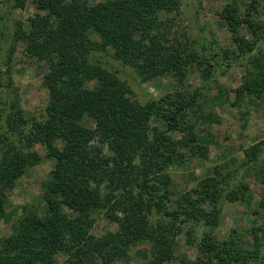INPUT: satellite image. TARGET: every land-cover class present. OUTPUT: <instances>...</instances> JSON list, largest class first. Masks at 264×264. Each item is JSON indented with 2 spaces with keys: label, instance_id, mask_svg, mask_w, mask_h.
<instances>
[{
  "label": "trees",
  "instance_id": "1",
  "mask_svg": "<svg viewBox=\"0 0 264 264\" xmlns=\"http://www.w3.org/2000/svg\"><path fill=\"white\" fill-rule=\"evenodd\" d=\"M178 4V0H38V11L22 37L26 51L47 64L49 100L46 118L29 132L28 120L20 111L11 113L8 104L1 66L5 31L0 22V218L6 212L7 190L41 159L28 149L40 144L53 161L46 213L19 223L0 253L3 263L33 264L62 254L61 264H86V256L95 253L103 264H127L120 259L149 240L147 264H168L175 256L173 222L188 220L195 213L217 218L226 196L222 183L205 177L193 189L195 197L185 198L189 206L174 209L171 171L188 157H208L199 125L218 116L204 112L195 120L193 112L200 109L219 70L225 72L241 61L245 74L237 93L254 96L264 106V54L258 52L264 34L258 32L255 20L259 2L252 0L243 17L239 0L222 9L221 17L237 46L222 58L211 51L202 58L188 40L171 36L172 20L162 18V13ZM244 23L255 38L240 36ZM101 48L112 49L143 80L167 73L182 75L199 59L204 83L177 102L154 99L137 105L117 73L95 55ZM155 117L164 120L165 127L151 126ZM263 151L257 146L249 161L264 182ZM205 205L212 207L209 214ZM101 210L118 227L97 236L92 228ZM155 215L160 220L152 223ZM252 234L257 243L252 251L236 239L208 240L205 232L202 245L216 264H264V222L254 226Z\"/></svg>",
  "mask_w": 264,
  "mask_h": 264
},
{
  "label": "rangeland",
  "instance_id": "2",
  "mask_svg": "<svg viewBox=\"0 0 264 264\" xmlns=\"http://www.w3.org/2000/svg\"><path fill=\"white\" fill-rule=\"evenodd\" d=\"M2 1L0 22L4 24L5 38L1 66L6 80L8 104L11 113L20 111L28 120L29 132L36 122L46 118L49 100L45 79L47 64L26 51V43L22 37L30 27V18L38 11V0H21L23 3L18 0ZM99 1L104 0H90L91 3ZM230 1L233 0H178V7L163 12L162 18L172 20L171 36L176 35L181 41L188 40L202 58L207 51L218 52L222 58L225 51L237 48L232 32L221 17L222 9ZM251 1L239 0L242 17ZM257 1L259 11L255 20L259 23L258 32L262 35L264 0ZM239 33L243 39L256 37L245 23ZM258 52L264 54V39L260 41ZM95 55L117 73L120 81L130 89L128 95L140 106H145L154 99L177 102L189 97L204 83L203 64L199 63V59L187 66L182 75L167 73L151 80H143L132 66L117 59L112 49H98ZM225 69L224 67L223 70ZM222 72L219 70L216 73L217 81L210 82V91H205L200 109L195 114L193 112L195 120L199 113L204 112L218 116L213 122H201L199 125L201 143L209 148L208 157H188L186 161L173 167L172 206L174 209L181 204L188 207L185 198L189 200L195 197L193 189L209 176L222 183L226 196L221 201L216 219L195 213L188 220L179 218L177 222H173L171 228L176 232L175 256L168 264H216L202 245L204 232L208 235V240L236 239L244 249L255 250L257 243L252 228L264 222V182L260 175L255 174L254 163L249 161L257 146L264 147V106L254 96H240L237 93L245 74L241 61H236L232 67L223 74ZM150 124L165 127L164 120L157 117ZM175 135L183 137L181 132H176ZM28 150L35 151L41 159L16 180L13 188L7 190V208L5 215L0 218L2 254L8 246L7 240L15 233L20 222L29 216H43L46 213L45 194L53 161L46 158V150L40 144H33ZM261 159H264V151ZM262 162L260 166L263 165ZM205 209L209 214L212 207L205 205ZM157 216L152 217V223L160 220ZM95 218L92 232L97 236L118 227L103 210L97 212ZM151 248V241H144L119 262L147 264ZM64 259L62 254H56L46 261H50V264H61ZM251 260L254 261L253 258ZM46 261L33 264H47ZM0 264L5 263L0 260ZM86 264L103 263L97 254L92 253L86 256Z\"/></svg>",
  "mask_w": 264,
  "mask_h": 264
}]
</instances>
